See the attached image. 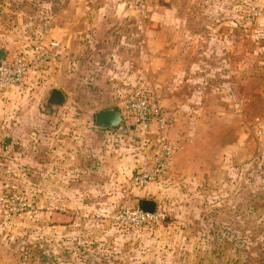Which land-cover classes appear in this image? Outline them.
Masks as SVG:
<instances>
[{
    "label": "crops",
    "instance_id": "crops-1",
    "mask_svg": "<svg viewBox=\"0 0 264 264\" xmlns=\"http://www.w3.org/2000/svg\"><path fill=\"white\" fill-rule=\"evenodd\" d=\"M196 4L197 0H151L147 14L151 22L147 23L138 11L125 5V0H40L39 11L31 12L29 22L16 28L29 29L25 39L19 34L22 39L11 41L9 49L0 44L6 52L4 61L31 54L36 44L52 49L54 55L47 71L31 75L25 84L0 95V189L9 186L7 176L22 178L27 190H40L44 207H53L48 213L52 226L72 225L75 217L62 206L68 202L80 205L81 200L89 207L108 205L119 197L141 161L139 150L144 139L137 135L134 125L125 121L127 135L98 131L96 113L120 109L127 94L139 86L154 90L165 112L174 113L177 124L180 114L201 112L214 99L217 110L223 111L227 77L239 74L234 64L248 60L251 67L256 55L251 51L248 57L236 53L240 42L235 40V24L215 20L209 16L207 5ZM31 33L35 37H30ZM85 84L92 88H85ZM53 89L65 95V105L45 113L41 106L46 99L40 106L44 117L33 120V99L42 94L48 98ZM84 92L87 97H80ZM89 112L93 121H88L91 125L86 130ZM254 150L245 151L246 159ZM189 165L196 167V174L204 172L202 164ZM227 170L239 172L240 168ZM225 172L220 166L202 173L207 183L202 201L206 211L202 209L201 215L208 225L235 223L228 218L238 220L247 204L236 197L220 199L224 185L218 176ZM166 182L131 197L157 202ZM147 192H154L157 198ZM60 216L72 221L62 223ZM221 228L212 238L219 245L227 237ZM206 237L209 240L210 235ZM225 253L223 248L216 254L210 249L203 251L204 256L217 259Z\"/></svg>",
    "mask_w": 264,
    "mask_h": 264
},
{
    "label": "rangeland",
    "instance_id": "rangeland-1",
    "mask_svg": "<svg viewBox=\"0 0 264 264\" xmlns=\"http://www.w3.org/2000/svg\"><path fill=\"white\" fill-rule=\"evenodd\" d=\"M201 4L207 5L209 16L215 20H223L228 26L235 24V40L240 42L236 53L248 57L251 51L256 56L251 67L248 60L234 64L239 74L227 77L223 111L217 110L214 99L201 112L180 114L177 124L174 113L167 110V136L178 154L174 155L162 192H158L162 197L157 199L158 210L167 217L165 222L141 230L117 222L114 216L127 202L121 199L122 187L119 197L108 205L89 207L83 200L80 205L66 203L62 210L72 214L75 222L52 226L48 213L53 207L40 203V190H27L25 180L7 176L9 188H1L0 196L14 193L29 205L8 217L0 210V264H264V0H197L196 7ZM39 6L40 0H0L3 47L9 49V43H17L21 36L25 39L29 29L16 28L19 23L27 24L30 13H37ZM141 18L151 22L150 15ZM39 21L37 15L36 23ZM36 34L40 39V33ZM86 92L80 97H87ZM46 99V94L33 99V120L44 117L40 106ZM87 115L86 130L91 125L88 121H93V114ZM128 144H132L130 139ZM249 148H255L254 154L246 159L244 153ZM189 162L202 164L204 172L196 174V167ZM220 166L226 170L218 176V182L224 185L220 199L236 197L247 204L238 220L228 218L235 223L220 225L222 235L227 237L219 245L212 238L220 226L214 222L208 225L201 213L206 199L203 186L207 183L202 173ZM237 168L239 172L227 170ZM213 179L215 182V176ZM147 193L157 198L154 192ZM218 248L226 251L219 259L203 255L206 249L216 254Z\"/></svg>",
    "mask_w": 264,
    "mask_h": 264
},
{
    "label": "built area",
    "instance_id": "built-area-1",
    "mask_svg": "<svg viewBox=\"0 0 264 264\" xmlns=\"http://www.w3.org/2000/svg\"><path fill=\"white\" fill-rule=\"evenodd\" d=\"M126 6L147 16L151 0H125ZM53 51L43 45H37L31 54H21L10 61L0 64V95L26 83L31 75L47 71L53 62ZM124 120L130 121L144 139L140 148L141 161L134 169L128 183L122 188L121 199L128 200L135 192L146 190L166 180L169 175L176 148L167 136L168 120L162 99L148 86L132 89L121 104ZM153 135V140L150 136ZM157 144L154 157H147L144 151L151 142ZM9 188V187H5ZM14 192V191H13ZM29 205L26 199L9 193L0 196V210L8 217L19 213L22 207ZM114 219L133 230L161 226L167 217L160 210L146 213L139 209H129L124 205L118 209Z\"/></svg>",
    "mask_w": 264,
    "mask_h": 264
},
{
    "label": "water",
    "instance_id": "water-1",
    "mask_svg": "<svg viewBox=\"0 0 264 264\" xmlns=\"http://www.w3.org/2000/svg\"><path fill=\"white\" fill-rule=\"evenodd\" d=\"M126 5V2H125ZM6 52L0 49V64L4 61ZM66 97L57 89H53L49 94L47 100L42 104L41 108L45 113H51L53 107H61L65 105ZM95 127L99 131H113L127 135L129 130L124 120L122 111L120 109H112L102 111L95 114ZM157 144L155 141L151 142L144 151L147 157H154ZM129 209H139L146 213H155L158 210V203L155 200H134L129 198L126 202ZM59 221L62 223H70L72 219L67 216H60Z\"/></svg>",
    "mask_w": 264,
    "mask_h": 264
}]
</instances>
